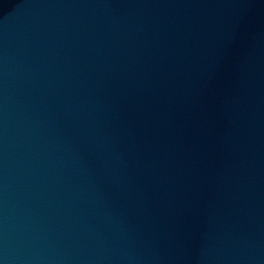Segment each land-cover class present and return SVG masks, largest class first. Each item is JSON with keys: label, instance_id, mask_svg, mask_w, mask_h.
I'll return each mask as SVG.
<instances>
[{"label": "water", "instance_id": "95a60500", "mask_svg": "<svg viewBox=\"0 0 264 264\" xmlns=\"http://www.w3.org/2000/svg\"><path fill=\"white\" fill-rule=\"evenodd\" d=\"M0 264H264V0H78Z\"/></svg>", "mask_w": 264, "mask_h": 264}]
</instances>
